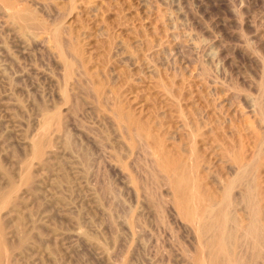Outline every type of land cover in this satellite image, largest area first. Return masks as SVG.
I'll return each mask as SVG.
<instances>
[{"label": "rangeland", "instance_id": "374dc122", "mask_svg": "<svg viewBox=\"0 0 264 264\" xmlns=\"http://www.w3.org/2000/svg\"><path fill=\"white\" fill-rule=\"evenodd\" d=\"M201 263L264 264V0H0V264Z\"/></svg>", "mask_w": 264, "mask_h": 264}, {"label": "bare ground", "instance_id": "6f19581e", "mask_svg": "<svg viewBox=\"0 0 264 264\" xmlns=\"http://www.w3.org/2000/svg\"><path fill=\"white\" fill-rule=\"evenodd\" d=\"M184 177H185V176H184ZM178 184H179V182H176V186L180 187V185H181L182 183H180L179 185H178ZM184 185H185V184H184ZM223 221H226L225 218H224ZM224 223H225V222H224ZM224 225H225V224H224ZM214 226H216V225H214ZM223 227L225 228V226H223ZM225 229H226V228H225ZM225 229H223L224 231L222 230L223 233L225 232ZM243 231H244V230H243ZM223 233H222V235H223ZM225 233H226V232H225ZM224 236H225V235H224ZM220 238L222 239V237H220ZM220 238H219V240H220ZM223 238H224V237H223ZM222 241H223V240H222ZM222 241H221V242H222ZM223 244H224V243H223ZM223 244H222V245H223ZM220 246H221V245H220ZM220 246H219V243H218V247H220ZM219 250H220V249H219ZM221 250H222V248H221ZM221 250H220V251H221ZM220 251H218V252L220 253ZM228 251H229V250H228ZM226 253H227V252H226ZM227 254H228V253H227ZM214 263H215V262H214ZM201 264H202V263H201Z\"/></svg>", "mask_w": 264, "mask_h": 264}]
</instances>
